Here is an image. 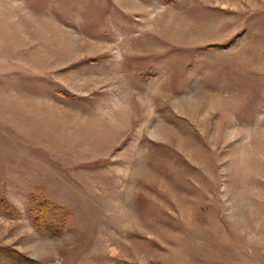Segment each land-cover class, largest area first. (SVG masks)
<instances>
[{
    "label": "rangeland",
    "instance_id": "rangeland-1",
    "mask_svg": "<svg viewBox=\"0 0 264 264\" xmlns=\"http://www.w3.org/2000/svg\"><path fill=\"white\" fill-rule=\"evenodd\" d=\"M0 264H264V0H0Z\"/></svg>",
    "mask_w": 264,
    "mask_h": 264
},
{
    "label": "trees",
    "instance_id": "trees-1",
    "mask_svg": "<svg viewBox=\"0 0 264 264\" xmlns=\"http://www.w3.org/2000/svg\"><path fill=\"white\" fill-rule=\"evenodd\" d=\"M46 202L47 201H45L44 198L42 199L41 195H38L36 193L30 194L29 201L27 204V211L31 216L32 224L35 227V229L39 231L48 232L50 234L58 233V231L54 232L52 230H49V228H47V224H52L53 219L55 215L58 214L59 209H61L62 211L65 210L66 214L68 213V211L67 209H65L64 207L60 206L55 202L52 201H50V203L49 202L46 203ZM6 208H7L6 210L9 211L11 216L17 215L16 210L11 204L8 203ZM23 259L26 260V258Z\"/></svg>",
    "mask_w": 264,
    "mask_h": 264
},
{
    "label": "crops",
    "instance_id": "crops-1",
    "mask_svg": "<svg viewBox=\"0 0 264 264\" xmlns=\"http://www.w3.org/2000/svg\"><path fill=\"white\" fill-rule=\"evenodd\" d=\"M17 216V215H16Z\"/></svg>",
    "mask_w": 264,
    "mask_h": 264
}]
</instances>
